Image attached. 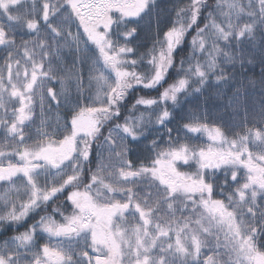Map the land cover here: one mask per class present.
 Masks as SVG:
<instances>
[{
    "label": "snow or ice",
    "instance_id": "6c2138e0",
    "mask_svg": "<svg viewBox=\"0 0 264 264\" xmlns=\"http://www.w3.org/2000/svg\"><path fill=\"white\" fill-rule=\"evenodd\" d=\"M154 4L155 0H0V21H7L0 23V131L5 141L0 143V223L22 226L37 210L46 213L0 244V264H264V130L247 129L228 139L191 109L180 126L183 136L174 137L166 124L173 118L168 101L174 107L181 95L199 93L210 75L218 82L225 79L217 57L226 64L238 58L244 62L240 38L254 42L264 56V35L257 41V32L264 33V0H216L206 15L207 0L178 4L176 20L163 39L129 58L135 52L130 39L136 28L121 26ZM113 12L119 17L114 19ZM201 16L203 26L198 23ZM73 24L83 31L73 33ZM194 26L191 54L181 58L178 79L164 88L175 66L173 54ZM18 29L34 36L17 44ZM88 45L96 50L90 57V94L85 97L79 72L76 87L89 103L80 107L77 100L79 110H73L70 122L58 116L50 125L44 119L48 98L57 107L61 96L67 98L63 80L59 93L48 86L58 75L54 65L61 51L73 46L83 62L81 54L88 53ZM158 86L163 88L158 98L140 96L125 107L137 87ZM34 98L40 107L38 125L33 119ZM13 101H18V108ZM110 122L105 135L102 129ZM33 126L34 133L26 135ZM157 126L168 133L166 146L152 139L150 147L146 145L147 156L131 159L129 145L142 142ZM196 133H207L212 143H191ZM249 141L256 151L249 150ZM13 157H18L15 163ZM193 163L195 171L179 170L178 165ZM220 174L223 181L217 182ZM217 191L222 199L215 198ZM61 197L70 208H53L62 216L58 221L47 214V207ZM40 233L57 243L41 248ZM204 249L211 254L204 255ZM224 255L228 260H221Z\"/></svg>",
    "mask_w": 264,
    "mask_h": 264
},
{
    "label": "trees",
    "instance_id": "16d2710c",
    "mask_svg": "<svg viewBox=\"0 0 264 264\" xmlns=\"http://www.w3.org/2000/svg\"><path fill=\"white\" fill-rule=\"evenodd\" d=\"M188 2L189 0H155V4L142 13L137 21L133 20L135 25L121 26L122 28H136L135 36L131 37V41L136 47L135 57L150 49L157 39H163V33L168 31L176 20L174 7L178 4H187ZM215 3V0H207L209 7L204 9L205 15L208 11L212 10ZM117 14L119 17L120 14ZM2 23L7 25V21ZM40 23L42 25V21H40ZM198 23L200 26H203V16L200 17ZM78 30L80 32L83 31L82 28L77 29L76 24L71 26V31L73 33ZM193 35H195V26L186 33L184 41L174 52L175 66L169 69V75L165 77V81L163 82L164 88L178 79L179 73L177 72V68L180 67L181 58L187 59L191 54V39ZM262 35H264V33L257 32V41H260ZM33 36L34 34H29L26 29H18L16 31V42L19 44L21 39L28 40ZM240 39L242 41L241 48L246 56L243 63H241L238 58L236 63L226 64L223 58H217V62L224 69L225 79L218 82L215 75H210L208 83L199 93L194 92L188 96L181 95L180 103L174 107L171 106V101L167 102V105L170 106V111L173 113V118L167 121L166 124L167 127L173 129L172 135L174 137L184 135V130L180 126L187 122L185 118L190 109L194 111L196 115L203 118L201 120L202 123H206L211 128L219 127L230 139L236 138L238 134L244 135L247 129H252V131L264 130V56H262L259 46L253 47L254 42L243 37ZM83 47L84 45H81V48ZM74 48L75 46H73L71 50L69 48H64L60 53L61 60L59 64L54 65L58 75L48 86L59 93L61 90V81L63 80L67 88V98L65 99L63 96L60 97L59 107H57L55 101H52L50 97L48 98L47 106L44 110V119L46 121L51 118L55 120L59 116L62 121L70 122L73 110H79L76 106L77 100L80 101V107L87 106L89 103V100L81 98L80 93L77 91L76 73L79 72L82 77V86L85 97H87L90 94L88 88L89 68L91 65L90 57L96 50L94 46L88 45V53L81 54L84 57L82 62L81 59L78 58ZM232 49L234 52L237 51L235 41H233ZM201 55L206 56V53H197L198 57H201ZM3 56V50L0 48V64L3 63ZM248 58H254V62L248 63ZM186 66L187 65H185V67ZM146 67V63L141 65V68ZM137 70L140 71L141 69L138 68ZM216 74H219V69H217ZM162 91L163 88L159 86L157 89L137 87L126 98L125 107L134 103L135 99L140 96L158 98V93ZM33 107L35 109L33 119L38 125L40 119L39 101H34ZM119 122L123 123V119L121 118ZM27 124L28 122H26V127ZM110 124L111 122L102 129L105 135H107V128L111 126ZM34 131L35 127L33 126L26 131V135H32ZM167 136L168 133L164 126L153 127L149 130L148 134L142 138V142H132L129 145L131 148L129 154L130 158L133 160H141L147 156L148 147H146V145L150 147V141L152 139H156L161 147H165L166 144L164 141L167 140ZM191 137L190 142H196V136L191 134ZM4 142V134L0 131V143ZM29 143H32V141H29ZM93 148L95 149V144ZM92 160L93 164L91 166L94 169L96 160L95 151H93ZM188 172H192V170H188ZM222 181L223 176L217 179V182ZM215 198L222 199L223 197H221L217 191ZM186 214L187 213H185V215ZM33 215L36 214L33 213ZM177 215L179 216L180 214L177 213ZM31 218L32 216L27 218L23 224L25 225L28 223ZM9 227L12 226L10 224H0V242L8 238L10 234H18V232L13 231V229L6 231ZM210 254L211 253L206 249L204 255ZM221 260L226 261L225 257H221Z\"/></svg>",
    "mask_w": 264,
    "mask_h": 264
},
{
    "label": "rangeland",
    "instance_id": "374dc122",
    "mask_svg": "<svg viewBox=\"0 0 264 264\" xmlns=\"http://www.w3.org/2000/svg\"><path fill=\"white\" fill-rule=\"evenodd\" d=\"M215 1H216V0H215ZM52 2H55V0H52ZM130 2H132V0H130ZM117 13H118V12H113V13H110V15H112L113 18L115 19V18L118 17V14H117ZM138 18H139V17H128V18H126L128 21L124 24V26H133V25H135V24L133 23V20H134V21H137ZM245 19H246V18H245ZM5 21H6V20L0 21V23L5 22ZM125 29H126V28H125ZM134 36H135V35H134ZM134 36H133V37H134ZM122 39H123V38H122ZM220 44H221V47H225V45H224L223 42H220ZM130 46L133 47L134 49L136 48V47L134 46V43H132L131 39H130ZM226 50H227V49H226ZM133 57H135V52H134L133 55H130L129 58H133ZM220 57L223 58L222 56H220ZM220 57H217V58H220ZM223 60H224V59H223ZM34 101H35V102L38 101V98H34ZM33 104H34V103H33ZM12 106L18 108V107H19V103H18V101H13V105H12ZM0 111H2V110H0ZM56 121H57V118H56L55 120H54L53 118H51V119H49L47 122H48L50 125H54V124L56 123ZM254 132H255V131H253V133H254ZM192 135L196 136V142L193 141V142H192L193 144H196V145H208V144H211V143H212V141L209 140V138H208V134H207V133H196V134H192ZM53 138L55 139V137H53ZM228 139H230V138L228 137ZM231 139H234V138H231ZM256 143H259V141H256ZM249 150H250V151H256V149L254 148V146H253V144H252L251 141H249ZM17 159H18V157H13V158H12V162L15 163ZM178 167H179V170H180V171H184V172H188V170H189V171L192 170V172H193V171H195V168H196V166H195L194 163L192 164L191 167H189V166H187V165H178ZM186 169H188V170H186ZM220 177H222V174L218 175V176H217V179L220 178ZM3 184H4V182L0 181V186H2ZM60 205H62V211H63L64 208H70L68 202L63 200V197H61L60 200H58V201L55 200L54 203H53V202H49V205H48V207H47V214H51V215H53V217H54L56 220H58V221H62V216H61L59 213H53V208H54V207H57V206H60ZM67 206H68V207H67ZM0 209H2V205H0ZM34 214H36V215H33V213L30 214V216H32V218H31V220H30L28 223H26L25 225L23 224V225L21 226V225H11V224H10L12 227L7 228L6 231H9V230H12V229H13V231H16V232H18V233H20V232H24L28 227H30V225H31L32 223H34L35 221H38V220L40 219V216H41V215H45L46 213H45L44 211H42V210H37V213H34ZM65 214H68V213L65 212ZM125 216L129 218L130 222H134V221H131V218L129 217V214H128V213H125ZM137 218H138V214H137ZM0 224H1V223H0ZM14 227H16V228H14ZM16 235H17V234H16ZM12 236H14V235H13V234H10V236H9L8 238H6L5 240L10 239ZM172 239H173V241H174V240H175V237L173 236ZM220 239H221V241H223V233H220ZM5 240H4V241H5ZM4 241L0 242V244H3ZM37 243H38V245L42 248V246H43L45 243H50V245H55V244L57 243V239H56V238H52L51 241H49V238H48V236H47L46 233H40V238L38 239ZM205 251H206V249L203 250V254H204ZM220 251H221V252H226L227 250L221 248ZM89 253L92 254L90 249H89ZM222 257H225V259L228 260V256H227V255H224V256H222Z\"/></svg>",
    "mask_w": 264,
    "mask_h": 264
}]
</instances>
